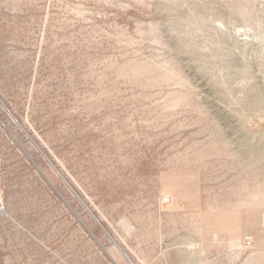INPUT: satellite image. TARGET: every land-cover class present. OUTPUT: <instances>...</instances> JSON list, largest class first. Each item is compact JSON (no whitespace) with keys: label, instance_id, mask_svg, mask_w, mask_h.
I'll return each mask as SVG.
<instances>
[{"label":"rangeland","instance_id":"374dc122","mask_svg":"<svg viewBox=\"0 0 264 264\" xmlns=\"http://www.w3.org/2000/svg\"><path fill=\"white\" fill-rule=\"evenodd\" d=\"M264 264V0H0V264Z\"/></svg>","mask_w":264,"mask_h":264},{"label":"water","instance_id":"95a60500","mask_svg":"<svg viewBox=\"0 0 264 264\" xmlns=\"http://www.w3.org/2000/svg\"><path fill=\"white\" fill-rule=\"evenodd\" d=\"M122 253H123L124 256L128 259V261H129L130 263H132V262L130 261V259L128 258L127 254H126L125 252H123V251H122ZM132 264H133V263H132Z\"/></svg>","mask_w":264,"mask_h":264},{"label":"bare ground","instance_id":"6f19581e","mask_svg":"<svg viewBox=\"0 0 264 264\" xmlns=\"http://www.w3.org/2000/svg\"><path fill=\"white\" fill-rule=\"evenodd\" d=\"M132 264V263H131Z\"/></svg>","mask_w":264,"mask_h":264}]
</instances>
